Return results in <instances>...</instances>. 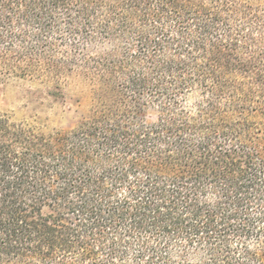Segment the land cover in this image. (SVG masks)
Returning a JSON list of instances; mask_svg holds the SVG:
<instances>
[{
  "label": "trees",
  "instance_id": "trees-1",
  "mask_svg": "<svg viewBox=\"0 0 264 264\" xmlns=\"http://www.w3.org/2000/svg\"><path fill=\"white\" fill-rule=\"evenodd\" d=\"M0 264H264V0H0Z\"/></svg>",
  "mask_w": 264,
  "mask_h": 264
},
{
  "label": "rangeland",
  "instance_id": "rangeland-1",
  "mask_svg": "<svg viewBox=\"0 0 264 264\" xmlns=\"http://www.w3.org/2000/svg\"><path fill=\"white\" fill-rule=\"evenodd\" d=\"M0 110L10 111L17 119L37 115L46 122L45 133L53 128L67 130L74 126L85 110V100L76 90L67 88L63 98L48 101L27 102L14 91L5 90L0 83Z\"/></svg>",
  "mask_w": 264,
  "mask_h": 264
}]
</instances>
